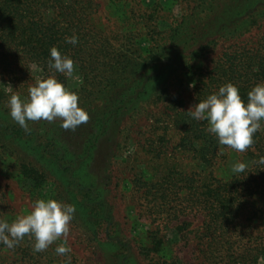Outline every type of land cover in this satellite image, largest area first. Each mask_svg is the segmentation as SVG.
I'll list each match as a JSON object with an SVG mask.
<instances>
[{
    "label": "rangeland",
    "instance_id": "obj_1",
    "mask_svg": "<svg viewBox=\"0 0 264 264\" xmlns=\"http://www.w3.org/2000/svg\"><path fill=\"white\" fill-rule=\"evenodd\" d=\"M101 1H105L102 3L107 9L102 10L101 21L107 22L112 30L117 28L115 32L133 29L135 19L131 14L116 18L110 16L108 21L105 15L114 12L109 1ZM142 1L146 12L154 7L161 10L158 23H143L141 19L138 25L142 35L138 36V33L123 40L125 46L142 42L143 47L147 46L151 35H162L169 28V16L178 17L180 9L185 10L187 6L186 10L202 17L205 14L202 13L205 11L203 7L211 5L217 22L215 19L207 21L205 31L207 34L213 29L217 31L222 24L224 31L221 29V33L197 41L196 46L200 50L196 61L190 60L187 55L190 46L186 47L185 54L181 46L177 47L178 52L171 61H168L169 54L164 51L160 52L157 60L147 58L150 51L146 49L139 58L136 52L133 53L128 63L130 69L118 75V80L112 86L99 93L77 94L79 106L87 111L90 120L75 131H65L60 119L52 123L27 121L30 131H26L10 115L8 105L11 95L7 93L3 100L1 98L0 219L11 223L18 216L29 214L38 199H55L76 209L69 235L61 237L45 250L54 255V259L50 257L52 260H49L39 252V256L47 260L46 264H65L69 257L71 264H108L104 253L108 255L110 264H118L120 258L122 264L147 263L133 248L127 254L126 249L110 245L113 235L123 236L126 240L131 236L132 242L155 239L166 244L170 240L162 252L168 258L167 264H234L236 261L232 255H236L237 250L226 242L231 244L241 236L247 242L249 231L253 232L251 242L256 239V233L261 231L260 234L264 235V214H261L264 213V195L257 199L258 206L255 216H251L254 220L252 223L245 219L236 220L228 225L227 230H214L206 222L203 211L192 204L183 207L179 201H170V206L176 205V213L166 215V206L160 204L158 198L159 191L153 194L155 189L152 186L156 176L158 179L174 170L194 172L197 178L202 179L210 173L216 179L226 180L237 174L232 171L234 164L245 163L247 168L251 165L249 155L220 145L217 137L208 130L212 143H178V130L174 124L176 109L172 105L177 110H189L200 102L196 95L199 87L195 85L196 78L188 72L178 81L163 83L162 78L165 69L175 68L174 61L193 64L192 70L201 71V80L206 82L208 75L214 73L213 69L219 64L223 52L245 47L246 50L253 48V53L259 50V54L264 56V0H257V4L248 9L259 16L252 25H245L253 20L252 17L242 19L241 16L255 0ZM154 3L156 6L152 5ZM140 12L137 18H142ZM233 27L236 30L232 32ZM152 83L154 86L150 87ZM81 84L80 78L73 75L68 79L66 88L71 91ZM199 84L201 86L202 82ZM0 86L5 92L11 88L10 83L4 80H0ZM18 95L22 101L29 99V94ZM171 96L181 98V102L170 104ZM198 148L205 149V152H212L215 148L213 161L199 159L201 151L196 150ZM29 176H42L51 185H44L41 196L34 195L35 190L29 187ZM158 187H155L156 190ZM86 189L91 190L92 204L109 217L103 224V232L96 236L89 234L83 221V217L86 220L90 215L88 211L91 209L83 208L84 205L88 206L85 202L87 198L83 196ZM146 190L149 192L147 196ZM55 193L57 198L52 197ZM247 209L251 211L250 207ZM158 210H161V214L157 213ZM106 226L115 230L111 236H106ZM65 239L71 252L67 256L57 255L55 249L65 243ZM150 241L148 244H151ZM34 243L32 236H25L18 244L22 248L24 245L31 246V252L37 254ZM14 250L17 251L13 253ZM230 251L234 253L231 255ZM18 254L16 247L8 253L11 260H18ZM259 264H264V256Z\"/></svg>",
    "mask_w": 264,
    "mask_h": 264
},
{
    "label": "trees",
    "instance_id": "obj_2",
    "mask_svg": "<svg viewBox=\"0 0 264 264\" xmlns=\"http://www.w3.org/2000/svg\"><path fill=\"white\" fill-rule=\"evenodd\" d=\"M107 1L110 2L111 11L114 12V14H109L107 11L108 14L105 16L108 21L110 16L116 18L131 14V17L135 19L132 23L133 29L115 32L117 28L112 30L107 22L101 21L102 10L106 9L102 2L105 1L0 0V80L9 82L11 86V91L8 92L0 86V100L1 98L3 100L7 93L27 95L29 88L34 86L38 79H45L49 76H54L65 87L67 86L70 77L49 67L52 47H56L62 55L74 61L73 75L78 76L82 84L71 91L78 95L81 92L88 95L99 93L104 88L112 86L115 80H118V75L128 72L130 69L128 63L135 52L139 58L144 55L145 49L149 50L147 58L157 60L160 52L164 51L165 54H169L168 61H171L170 59L178 52L177 47L181 46L185 54L186 47L190 46L187 55L190 60L196 61L200 50L196 46L197 41L206 39L215 33H221V29L224 31V25L219 22L222 25L217 31L213 29L210 33H206L204 26L207 21L217 20V15L211 5L203 7L205 11L202 13L205 14L202 17L197 16L198 13L186 10L187 6L185 10L180 9L178 17L169 16L170 20H168L166 15L164 18L168 20L169 28L162 35H151L147 46L143 47V42L139 45L134 43L135 45L125 46L123 40L138 33H140L138 36L142 35L138 22L142 19L143 23L146 21L149 24L150 21L153 22L152 24L158 23L161 10L154 7L146 12L142 0ZM254 4H257V0L249 4L241 16L242 19L250 17L253 19L245 25L254 24L259 17L252 10L248 11L249 7ZM152 5L156 6V3ZM140 10L139 16L142 18H137ZM141 27L144 30V27ZM235 30L236 28L233 27L232 32ZM73 35L78 37L75 45L66 42V37ZM252 49L246 50L245 47H239L231 52H223L219 64L213 69L214 73L208 75L206 82L201 80L203 75L201 71L192 70L193 64L176 63V61H174L175 68L165 69L162 81L167 83L168 80H182L184 73H190L194 79L196 78L195 85L199 87V92H196L199 101L218 93L221 86L232 83L239 89L241 98L247 103L248 92L257 84H264V56L259 54V50L253 53ZM152 86H154L153 83L150 87ZM213 88L215 90H212ZM180 99L171 96L169 103L181 102ZM172 107L176 109L174 124L178 130V143L188 141L194 145L198 141L213 142L212 135L214 134L211 135L207 131L208 123L194 119L187 109L177 110L176 106L172 105ZM260 124V129L254 134V145L245 152L251 159V165L244 173H237L226 180L216 179L210 173L203 179L197 178L194 172L188 173L182 170L168 172L158 179L156 176V181L152 182L155 189L153 194L159 191L158 198L161 201L160 204L166 206V215L176 213V205L170 206V201H179L183 207L192 204L203 211L207 218L206 222L210 223V227H214V230H227L228 225L236 220L245 219L252 223L254 220L251 216H255L258 206L257 199L264 195V165L259 163L260 158L264 157V121H260ZM214 144H217L216 140ZM196 150L201 151L199 159L202 161H213L215 158V148L212 152L210 150L205 152V149L201 148ZM30 179H28L29 187L36 191L34 195L41 196L44 185H51L47 179L43 180L42 176L30 177ZM157 186L159 187L156 190ZM145 193L146 196L149 195L148 190ZM83 196L87 198L85 202L89 206L84 205L83 208H91L86 220L83 217L84 225L90 235L96 236L99 232H103V224L108 221L109 217L102 210L98 211V207L92 204L91 190L86 189ZM52 197L57 198V193ZM247 207H250L251 211H248ZM157 213L161 214V210ZM107 226L106 236H111L115 230ZM260 232L256 233V239H253V242L250 240L253 232L250 231L247 234V242L242 236L232 241L231 244L226 242L229 247L233 245L237 250L236 255H232L234 252L230 251L237 264H259L260 258L264 256V235ZM111 240L113 242L109 243L110 245L126 249L127 254H130L133 248L137 254L146 259V264H167L168 262V258L162 252L170 240L166 244L155 239L146 242L139 239L132 242L131 236L126 240L123 236L116 237L115 235ZM149 241L151 244H148ZM15 247L19 250V259L11 260L8 253L14 247L8 248L0 242V264H46L47 260L42 258V255L49 260L54 259V255H50L49 251L48 253L47 251L41 252L40 257L39 252L37 254L31 252L32 248L29 245H24L22 248L17 244ZM16 251L14 250L13 253ZM104 258L110 264L108 255L105 253ZM118 262L122 264V258Z\"/></svg>",
    "mask_w": 264,
    "mask_h": 264
},
{
    "label": "clouds",
    "instance_id": "obj_3",
    "mask_svg": "<svg viewBox=\"0 0 264 264\" xmlns=\"http://www.w3.org/2000/svg\"><path fill=\"white\" fill-rule=\"evenodd\" d=\"M66 42L75 45L78 37H66ZM50 56V68L68 77L73 75L74 61L71 58L62 55L56 47L50 49ZM28 91L27 101H22L18 94L13 93L8 105L12 119L26 131H30L27 121L52 123L60 119L65 131H75L90 120L87 111L79 106V96L54 76L38 79ZM188 113L196 120L207 121V130L217 137L220 145L246 152L254 145V134L261 127L260 121L264 120V84L254 86L248 92L245 103L239 89L227 83L219 88L218 93L191 107ZM259 163L264 165V157L260 158ZM246 168L245 163H236L232 171L244 173ZM75 211V206L55 199H38L29 214L20 215L11 223L0 220V242L13 248L25 236H32L35 240L34 251L43 252L61 237L69 235ZM55 251L57 255L67 256L71 248L66 246L65 239V243L58 245ZM65 264H71L70 257Z\"/></svg>",
    "mask_w": 264,
    "mask_h": 264
}]
</instances>
